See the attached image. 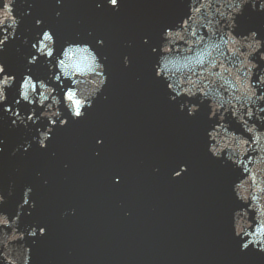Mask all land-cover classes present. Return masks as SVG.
Masks as SVG:
<instances>
[{
	"label": "clouds",
	"instance_id": "obj_1",
	"mask_svg": "<svg viewBox=\"0 0 264 264\" xmlns=\"http://www.w3.org/2000/svg\"><path fill=\"white\" fill-rule=\"evenodd\" d=\"M106 3L114 9L119 7L118 0H106ZM0 4L3 5L0 13L7 21L6 27L0 30V53H3L6 44L16 37L21 19L14 15L16 0H0ZM56 4L58 8L62 7L61 0H56ZM195 4L196 0H190L186 18L173 27H166L158 50L152 49L157 54L154 76L174 94L169 97L172 102L185 98L179 110L186 109L189 117L195 116L202 104H207L210 109L207 118L212 123L205 130L206 151L213 159L231 162L234 170H240L231 189L234 199L241 205L232 213L233 236L240 241L241 253L247 252L250 246L253 251L264 253V69L258 71L259 65L252 59L259 53L260 61L264 62V51H261L264 38H258L257 31L234 34L236 18L245 6L264 12V0H200L198 6ZM102 6L96 5L97 8ZM60 15V12L56 13L57 17ZM35 25L41 27L42 21L37 19ZM200 28L207 29V38L200 33ZM34 39L32 54L24 57V73H15L6 62H0V112L8 113L11 128L22 126L31 131L29 124L35 128L31 140L20 147L35 144L46 149L57 122L60 127L68 124L69 117L72 120L84 117L86 109L93 107L107 86V57L97 51L104 47L102 38L96 39L95 46L77 38L64 41L58 48L52 30L45 28ZM179 41L188 47H181ZM28 43L25 38L24 44ZM40 59L48 69L46 78L31 71L30 66ZM123 62L125 67L130 66L127 56ZM254 76L258 78L254 80ZM9 89L15 90L11 106ZM25 104L28 111L22 114L21 108ZM42 121L47 124L42 125ZM233 122L238 128L233 127ZM0 143L4 144V140L0 139ZM101 143L97 140V144ZM250 151L256 155L247 156L245 161L244 156ZM179 168L173 174L174 179L187 171V165ZM32 192L31 186H25L15 212L0 213V223L12 229L8 238L18 234L19 246L26 249L31 248L27 240L37 237L35 227L21 229L25 206H28L29 214L35 207V203L30 204L27 198ZM3 201L0 196V203ZM44 235L45 229L41 227L39 236Z\"/></svg>",
	"mask_w": 264,
	"mask_h": 264
},
{
	"label": "water",
	"instance_id": "obj_2",
	"mask_svg": "<svg viewBox=\"0 0 264 264\" xmlns=\"http://www.w3.org/2000/svg\"><path fill=\"white\" fill-rule=\"evenodd\" d=\"M249 155L256 153L245 161ZM239 175L207 154L132 217L99 264H264V253L252 246L241 253L233 236L232 213L241 205L231 189Z\"/></svg>",
	"mask_w": 264,
	"mask_h": 264
},
{
	"label": "snow or ice",
	"instance_id": "obj_3",
	"mask_svg": "<svg viewBox=\"0 0 264 264\" xmlns=\"http://www.w3.org/2000/svg\"><path fill=\"white\" fill-rule=\"evenodd\" d=\"M114 2H115V0H114ZM0 7H3V5L2 4H0ZM42 231H43V229H41Z\"/></svg>",
	"mask_w": 264,
	"mask_h": 264
}]
</instances>
